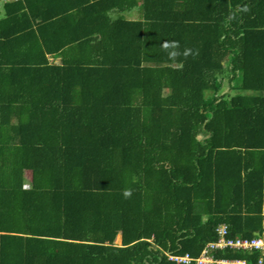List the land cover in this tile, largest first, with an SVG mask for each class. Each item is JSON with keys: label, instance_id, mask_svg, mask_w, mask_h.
I'll list each match as a JSON object with an SVG mask.
<instances>
[{"label": "trees", "instance_id": "obj_1", "mask_svg": "<svg viewBox=\"0 0 264 264\" xmlns=\"http://www.w3.org/2000/svg\"><path fill=\"white\" fill-rule=\"evenodd\" d=\"M263 205L264 0H0V264H196Z\"/></svg>", "mask_w": 264, "mask_h": 264}, {"label": "built area", "instance_id": "obj_2", "mask_svg": "<svg viewBox=\"0 0 264 264\" xmlns=\"http://www.w3.org/2000/svg\"><path fill=\"white\" fill-rule=\"evenodd\" d=\"M262 209L264 214V205ZM216 231H217V239L208 242L201 251L199 257L193 260L188 254H185L183 256H172L170 257V259L175 260L177 263H189L192 260L195 261L196 264H206V263L244 264L243 262L240 261L215 260L213 258L212 252L223 248H234L241 250L255 249L261 253V256L264 255V230L252 238L230 237L228 235L229 233L226 224L218 225ZM258 264H262L261 258L258 260Z\"/></svg>", "mask_w": 264, "mask_h": 264}, {"label": "clouds", "instance_id": "obj_3", "mask_svg": "<svg viewBox=\"0 0 264 264\" xmlns=\"http://www.w3.org/2000/svg\"><path fill=\"white\" fill-rule=\"evenodd\" d=\"M179 43L177 41H166L163 43L162 48L168 53L169 58L174 59L179 53L176 51L178 49ZM191 53L190 49H185L183 55L187 57ZM130 191H125L124 195L130 196Z\"/></svg>", "mask_w": 264, "mask_h": 264}, {"label": "rangeland", "instance_id": "obj_4", "mask_svg": "<svg viewBox=\"0 0 264 264\" xmlns=\"http://www.w3.org/2000/svg\"><path fill=\"white\" fill-rule=\"evenodd\" d=\"M137 16V14H136V12H132V13H130L129 15H128V17H136ZM223 77H225V76H223ZM228 89V84H227V82H226V78H224V80L222 81V85H221V87H220V92L221 91H225V90H227Z\"/></svg>", "mask_w": 264, "mask_h": 264}, {"label": "water", "instance_id": "obj_5", "mask_svg": "<svg viewBox=\"0 0 264 264\" xmlns=\"http://www.w3.org/2000/svg\"><path fill=\"white\" fill-rule=\"evenodd\" d=\"M256 234H257V233H256ZM120 241H121V236L118 235L117 238H116V242H117V243H120Z\"/></svg>", "mask_w": 264, "mask_h": 264}]
</instances>
